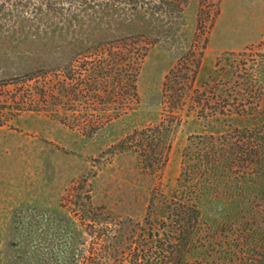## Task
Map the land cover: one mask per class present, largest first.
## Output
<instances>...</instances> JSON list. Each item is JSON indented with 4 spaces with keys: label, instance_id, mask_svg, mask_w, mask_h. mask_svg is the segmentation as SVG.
<instances>
[{
    "label": "rangeland",
    "instance_id": "rangeland-1",
    "mask_svg": "<svg viewBox=\"0 0 264 264\" xmlns=\"http://www.w3.org/2000/svg\"><path fill=\"white\" fill-rule=\"evenodd\" d=\"M130 34L150 44L135 108L103 119L92 95L72 103L77 111L69 113L67 123L45 111L2 119L0 264H81L82 227L62 205L76 182L90 190L94 205L139 221L154 190L162 193L158 199L171 194L191 136L250 125V118L237 115L214 122L186 116L160 175L144 172L136 153L112 148L135 128L161 119L165 78L180 60L200 57L195 87L210 96V80L223 76L215 72L219 59L224 65L229 57L254 54L264 40V0H0V114L18 108L14 98L58 82L63 72L57 65H74L86 75L83 68L94 57L89 50Z\"/></svg>",
    "mask_w": 264,
    "mask_h": 264
},
{
    "label": "trees",
    "instance_id": "trees-1",
    "mask_svg": "<svg viewBox=\"0 0 264 264\" xmlns=\"http://www.w3.org/2000/svg\"><path fill=\"white\" fill-rule=\"evenodd\" d=\"M258 45L250 57H229L224 65L217 61L215 72L223 76L210 80V96L195 87L200 57L180 60L165 78L161 119L135 128L112 146L114 153H136L144 172L160 175L186 116L194 113L210 122L236 115L251 119L250 125L191 136L174 189L162 199L154 190L142 220L94 205L80 181L72 186L62 205L82 227L78 263L264 264V40ZM149 48L140 34L100 43L87 52L94 54L91 66L83 68L87 77L74 65H57L55 70L63 72L58 82L42 84L39 92L32 89L28 98H14L18 108L3 110L0 124L8 114L27 110L67 123L69 113L77 111L72 103L92 95L101 118L127 113L138 103L137 80ZM94 86L99 91L89 92Z\"/></svg>",
    "mask_w": 264,
    "mask_h": 264
}]
</instances>
